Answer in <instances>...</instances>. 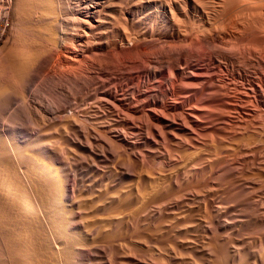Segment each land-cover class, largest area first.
I'll return each instance as SVG.
<instances>
[{
  "label": "bare ground",
  "instance_id": "1",
  "mask_svg": "<svg viewBox=\"0 0 264 264\" xmlns=\"http://www.w3.org/2000/svg\"><path fill=\"white\" fill-rule=\"evenodd\" d=\"M161 7L165 12L167 6ZM11 8L13 19L0 41L3 43L11 31L9 47L0 51V264H214L209 259L213 255L209 252L214 250L215 264H252L249 260L254 255V242L249 243L251 251L243 243L246 239L241 242L249 250H243V244L242 249L225 243L227 255L222 250L218 254L225 235L230 236L234 229L231 234L227 228L225 235L221 232L225 236L222 243L217 238L221 233L216 234L212 245L205 240L203 231L209 233L213 228L217 233L225 227L231 206L223 204L228 198L233 203L234 196L240 195V199L246 197L244 208L249 205L259 211L260 206L264 207V196L252 194L258 190L255 187L261 175L263 184L259 181L262 185L258 186L264 191V167L260 170L261 166H255L259 158L264 161L260 156L264 153V122L256 124L255 129L252 124V132L244 126L246 133L236 135L232 130L237 128L238 132V127L234 126L232 132L227 134L226 129L221 137L214 133L218 140L216 136L211 139L208 135L212 131L199 135L204 116L187 96L175 102L164 101V96L156 100L154 96L152 104L142 107L134 106L133 101L129 102L133 106L120 104L126 114L111 121L112 125L105 127L107 131L103 130L105 134H99L98 127L91 128L99 121L94 119L97 122L91 126L90 114L91 127L82 122V118H88V110L82 112L81 105L93 99V87L98 86L99 79H107L110 71L120 65L116 56L142 59L145 49L164 50L162 46L167 43L158 50L164 41L160 42L158 36L163 31L154 28L157 23L152 30L148 28L150 32L140 30L143 25L132 17L126 0H12ZM166 49L167 58L172 50L169 46ZM152 52L149 55L155 54ZM159 59L154 56L149 60V78H155L168 66ZM172 77L167 76L165 82L175 89ZM39 78L46 80L54 92L50 100L41 97L44 82ZM104 90L99 93L101 98L117 105L116 90L114 94L106 90L109 96ZM10 112L27 114L28 127H16L9 134L11 125L5 124V119ZM132 135L141 138L136 140ZM246 156H250V163L255 159L257 170H263L260 174L255 171L259 179L258 175L256 180L246 175L248 168H253ZM98 162L104 169L97 167ZM82 169L88 175L80 183ZM248 188L253 190L249 192ZM227 192L232 198L225 195ZM240 199L236 200L240 202L237 207L243 204L244 199ZM257 231L256 235L262 232L258 236L261 239L264 231ZM240 236L237 239H243ZM261 250L256 254L264 252ZM263 257L264 254L257 260Z\"/></svg>",
  "mask_w": 264,
  "mask_h": 264
},
{
  "label": "rangeland",
  "instance_id": "2",
  "mask_svg": "<svg viewBox=\"0 0 264 264\" xmlns=\"http://www.w3.org/2000/svg\"><path fill=\"white\" fill-rule=\"evenodd\" d=\"M132 1L133 0H126L127 8L130 9V11L132 13V17L136 21L138 20L139 22H141V24L143 25L141 28L139 27V29L145 30V31L148 30L147 32H150V29L152 30V27H154V25H156V23H157V26H155L154 28L157 27L156 29L159 32L163 31V32H161V34H159L158 37L160 38V42L162 40H164L163 42L160 43L161 45L158 47V50H160L159 48L162 46V43H164V44L167 43V44L166 45L163 44L164 46H162V47H164V50H163V48H161L162 51H157V49H155V50L154 49H150V50L145 49V52H144L145 56L143 55L142 57H144V58H142V59L138 58V57L134 58L131 55L130 56L126 55L125 57L119 56V55H118V57L116 56V59H115L116 63L118 64V62L120 61L119 62L120 65H118L119 67L116 65L117 70L115 69L113 72L110 71V74H112V75L109 74V77L107 79H105L106 77L100 78L99 79L100 82H98V86L101 85L103 88L101 86H99L101 88L100 89L97 86V84L94 85L93 89L95 88L96 91L93 90L92 92L95 91V92H98V94H96L94 92L93 93L94 94L93 99H89V100L86 99V101L83 103V105H81L82 107L80 110H82V112H84V111L87 112V110L89 112V113L87 112V115H86V117H88V118H86L87 120L85 119V117L82 118L83 119L82 122L83 121H84L83 123L86 122V126L91 127L93 125L92 124L93 122L99 121L98 124L101 126H98V124H96L95 125L96 127L93 125L91 128H93V127L97 128L98 127L97 130L101 131V132L99 131L100 132L99 134H102L104 131L105 132L107 131L106 130L107 128H105V127L109 126L108 124L112 125L113 121L116 118L119 119L120 116H124L126 114L125 108L122 107L123 105H125L126 103H127V105H129V102L132 103V101H133L134 106L140 105V107H142L144 105H148V103L152 104V102L155 100V99H153L154 96H155L156 100L158 98H161L162 96H164V101L171 99L170 102L171 101H174V102L179 101L180 97H182V96L186 97L187 96L186 99H189L191 104H194L196 107H198L199 108L198 109L199 114L204 116L203 121H205V122L203 123V125H204L203 127L205 128V131L202 130V129H204V128H202L201 130H199L200 131L199 135H202L203 133L209 134V132L212 131L208 135V137L210 136L211 139L213 137H215L216 135L219 136V134L221 137V134L223 133L222 135H224V132L226 131V129H228L226 131V133H227L229 130L231 131V128L233 129L234 126L238 127V132H237V128H234L232 130L234 132H232V131L231 132L235 133L236 135H239L238 133H240V134L242 132L246 133V131H249V130H250V132H252L251 130H253V129L251 127H254L256 124L258 126L262 125V123L264 122L263 121L264 120L263 119L264 118V0H170V1L168 0L169 3L172 2L171 5L169 3H168V5L166 4L168 2L167 0H166L167 2H165V0H158L160 2H158L157 0L156 1L155 0H148L147 2H146V0H144V1L141 0L142 2H140V4H139L140 0H134L133 2ZM136 1H138V2H136ZM135 2H136L138 7L136 6ZM160 4L167 6L166 10H165L166 14H165L164 10L161 9L162 7ZM156 7H157V10L155 9ZM170 7H172V8H170ZM13 8H14V6H13ZM12 9L10 11L9 21H10V19L11 20L13 19L14 12ZM150 9H151V11H150ZM172 12L174 13L173 15H172ZM156 13L157 14L161 13V14L156 15ZM147 14H149L150 16H148ZM152 14H153V16H152ZM163 14L165 15V17ZM11 15H12V18H11ZM143 15H144V18H143ZM167 15L169 17H166ZM139 16H140V19H139ZM145 16L147 19L145 18ZM176 16L179 20L178 19L176 20ZM153 17H155V18H153ZM171 17H173V18H171ZM180 19H182V20H180ZM141 20H143V21L145 20L144 22L146 25ZM165 20H167V21H165ZM161 21L162 22L165 21V22L161 25V23H162ZM146 22H148V23H146ZM175 22L176 23L178 22V23L174 26L173 24H175ZM150 23L152 25H150ZM169 27H171V28H169ZM142 28H144V29H142ZM148 28H150V29H148ZM136 30H138V28ZM10 33H11V31H10ZM10 33L7 32V36H6L5 40L3 41V43L1 42L2 44L0 43V51L1 50L4 51L5 49H7V47H9V43H10L9 41H11V39H12V36H10ZM162 33H164L165 37H168L169 39L165 38ZM160 35L163 37H161ZM176 35H177V38H176ZM180 35L182 38L180 37ZM178 37L181 39L179 40ZM171 39L175 43L172 42ZM169 40H170V42L168 43ZM165 41H167V42H165ZM176 41H177V43H176ZM182 41H184V42H182ZM210 42L214 46H212V44ZM170 43H171V46H170ZM172 44H175V45H172ZM166 46L167 47L169 46L172 50L170 55L168 54L169 55L168 56L169 58L167 57L168 59L166 58V55L168 53V49H166ZM152 51H154V53H155V54H153V56H152V54L149 55V52L151 53ZM147 53H148V57H147ZM160 53H161V55H160ZM172 54H175V56ZM133 55L137 56L136 54H133ZM154 56L157 59H159V57H160V59L157 61L161 62V61L165 60L166 63H168V64H166L168 66L163 67L165 70L163 68H161L163 70H161V72H159L155 78H149V76H148L149 60ZM149 57H151V58H149ZM162 57H164V58H162ZM146 58H147V60H145ZM122 59H124L125 61L123 62ZM143 59H144V61H143ZM167 61H169L170 63ZM121 63H123V64H121ZM1 65L2 64L0 62V67H1ZM115 71H117V72H115ZM113 74L115 75V77L113 76ZM167 76L172 77V81L174 82V83L172 82V84H174L175 89L172 88L173 86L170 87L171 84L169 82H168L169 84L165 82V78ZM108 79H110V81H107ZM39 80L40 81L42 80V82H44L41 84L40 81H38V83H40L42 85V87H44L43 90L41 89V91H40L43 94V95L41 94V97L44 96L43 97V98H45L44 100H46V99L50 100L51 96L53 97L54 94H52V93H54V92L49 87V84L48 85L46 84V82H45L46 80L44 81L43 79H40V78H39ZM103 81L105 82V84L103 83ZM108 85H109V87H107ZM106 87H107V89H106ZM170 88H172V89H170ZM99 89H100V91L101 90L103 91L105 89L104 92L106 90H109V91L111 90L110 93H112V94H114V92L116 90L117 93L115 92V94H117L116 97H118V98H115V101L118 104L117 105L112 104V103L108 104V101H105V100H103V98H101L102 94H99V93H101L102 91L99 92ZM109 91L105 92V94L108 96H109ZM153 91H155V92H153ZM45 92H46V94H45ZM157 93H158V95H157ZM152 94H153V96H152ZM99 97H100V99H98ZM140 97L143 100L140 99ZM94 98L96 101L94 100ZM173 98H175V99H173ZM104 99H105V97H104ZM109 99L110 98H106V100H109ZM132 99H134V100H132ZM144 99H147V101ZM135 100H136V102H135ZM141 100L143 101L144 104L142 103ZM117 101H119V102H117ZM144 101H146L147 103ZM131 103H130V105H131ZM93 104H95V105H93ZM120 104H122V106ZM118 105H119V107H118ZM115 106H117V107H115ZM131 106H133V105H131ZM158 106L163 107V105L160 103ZM104 108H105V110H104ZM118 108L119 109L121 108L120 111L123 110L121 113H119V115L117 114L118 112H120ZM89 109H90V111L91 110L92 111L90 112ZM116 109H118V110H116ZM247 112L249 114L252 113L251 116L248 115ZM24 114L14 113V114H12L13 115L12 116L11 112H10L8 114L9 116L8 115L6 116L8 118H7V120L5 119V121L7 122V123L5 122V124L11 125V126L14 124L12 127L9 126V129H10L9 134H12L13 132H15L17 130V129L15 130L16 127L18 128V130L19 129H26L28 127V124H29L27 122L28 121V115L26 114L24 116ZM88 115L91 116V119ZM98 115H99V117H98ZM10 116H11V118H10ZM106 116H107V118H106ZM206 117L208 119L211 118V120L213 119L212 121L214 123H211L212 121H210V119L208 120ZM257 117H258V119H257ZM10 119H12L14 121H12ZM94 119L97 121H94ZM239 119H240V121H242V123H240ZM246 119H247V121H245ZM88 120L90 121L91 126H90ZM107 120H109V121H107ZM253 120H254V122H253ZM259 120H262V121L260 122ZM87 121H88V123H87ZM111 121H112V123H111ZM222 121L223 122L228 121L227 122L228 124L223 123ZM256 121L257 122L259 121L260 123L259 122L257 123ZM23 123H24V125H23ZM83 123L81 124V126H83ZM231 123L233 124L232 125L233 127L231 126ZM240 124H243V125H241V129L239 127ZM247 125L249 127H247ZM86 126H85V128H87ZM210 126H212V128ZM244 126H246L247 129ZM22 127H25V128H22ZM242 127L244 128V130ZM255 128H256V126L254 127V129ZM239 129L241 131H239ZM245 129H246V131H245ZM13 130H15V131H13ZM105 132L103 134H105ZM231 132H229V133H231ZM211 133H212V136H211ZM214 133H216V135ZM132 136L135 139L137 138L136 140H139L141 138L140 136L138 138V135H136L137 137L134 135H132ZM217 136L215 137V139L219 138ZM147 146L148 145H145L146 149H147ZM262 154L260 156L264 157L263 152H262ZM246 158L248 159V163H250L249 162V161H251V160H249L250 156H246ZM251 158H252V160L254 159L253 157H251ZM259 159L257 160V164H255L256 163L255 159H254V162H251L249 164V166L252 165V167H253L251 169V171L253 170L252 171L253 173L249 169L251 167H249L248 172L246 174V175L251 174L252 176H254V177H252V178H254V180H256L255 179L257 177L256 175H258L257 179H259V174L261 172H263V170L262 171H260V170L262 169V167H264L263 166L264 161L261 160L262 159V157H261L260 160H261L262 164H260ZM263 160H264V158H263ZM100 164L101 163L98 162L97 167L98 168L101 167L100 170H102V168L104 169L103 164L101 166H100ZM253 164H255V166L257 168H260V166H261L260 170L259 169L257 170V168ZM255 171L256 172L260 171V172H259V174H257ZM82 172H83V169H82ZM82 172H81V178H80L81 182L80 183H83L86 175H88V173L85 174V172H87V171H85L83 173ZM251 175H248V176H251ZM261 176H260V178L262 180L263 176L262 177ZM82 180H83V182H82ZM261 180H259V181L261 182ZM259 181H257L258 183L256 182L257 185L255 187V189H258V190H254L255 192L253 191V193H252L254 196L260 195V194L262 196H264L263 195L264 194L263 189H262V191H263L262 192L260 190L261 186L260 187L258 186V184L260 183ZM261 183L263 184V182H261ZM249 189L250 188H248L247 190L249 191ZM251 190H253V189H251ZM251 190L249 192H251ZM259 190H260V192H257ZM225 195L232 198V196H230L231 194H228V192ZM261 195H260V197H261ZM234 197L236 200L237 199L239 200L241 196L239 195L237 197L236 196H234ZM256 197H258V196H256ZM256 197L254 199L258 200V198H256ZM244 198L246 199V197H244ZM244 198H241L240 200H242ZM245 199L241 201V202H243V204L241 203V206L237 207L238 205H240V202L237 204L236 200L232 199V201L234 200L236 202V203H234V201H233V203H232L231 200H229V198H228V200L226 202H224V204H223V205H225V203H226V206L227 205H228V207L231 206V208L227 207L229 209L227 212L229 214V215L227 214L229 221L227 220L228 222L225 224V227L222 230H220L219 232L217 230V233H215L216 230L213 228H212V230H208L209 233L211 234V237H209L208 232H205L206 230L203 231L204 234L206 233L205 234L206 236L205 235H203V236L206 237L205 240L209 244L210 242L213 243V240H216L215 239L216 236L218 234H220L222 231H223L222 232L223 235H225L226 230H227V232L230 231V233H228V234H231V230L234 229L233 231L235 232V234H233L234 232H232V234L230 236L225 235L226 238L229 237L228 239H226L225 236L222 235V233H221L222 236L220 235V237H217L218 241L221 238L220 242L222 241V237L225 238V240L223 239V241H222L223 244H221L222 248H221V246H219V248L217 249V251H219L218 254H220V251L222 250L227 255V252L224 251V249L227 250L226 247L228 245L230 246V244L231 245L234 244L236 246L238 245L237 247H241L243 249L242 246H245V244H243V243H246V245L248 247L249 243L254 242L255 245L251 243L254 248L253 247L252 248L248 247V248L254 249L255 251L259 247H260L259 249L261 250V248L264 244V241H263L264 239H262V237L264 235L263 234L261 235L262 240L260 239V237H258V236H260V234L262 232H259L256 235V232H258L257 230L260 229V231H264V229L261 230V228H264V225H262L264 223V216H263L264 214L262 215L259 213V212H264V210H263L264 207L262 206L263 208H261V206H260L259 209L261 211L260 210L259 211L254 210L249 205H248L249 207L245 205L248 208H246V207L244 208L243 205H244ZM228 201L231 203L229 204ZM234 205H236V207L239 208L238 209L239 211L236 210L237 208ZM226 206H224V207H226ZM250 207H251V210H253V211L249 210ZM240 210L243 213L242 216H240L241 215ZM254 211H256V212H254ZM257 212H258V214H256ZM231 213L233 215H231ZM237 213L240 215H236ZM259 215H260V217H259ZM231 216L234 218H237V220L233 219ZM240 217L242 219L241 222H240ZM255 217H256V219H255ZM229 218H231V220ZM259 218H262L263 221H262V219H259ZM257 219H259V220H257ZM233 220L234 221L236 220V221L234 222ZM230 221H231V223H230ZM259 222H261L262 224ZM232 223H237V225L233 224L235 226V228L237 227L236 230L233 227ZM257 223H259V224H257ZM238 224H240V225H238ZM261 225L263 227H261ZM254 227L257 228L256 231H255ZM240 228L242 229V231ZM213 230H215V231H213ZM253 230H254V234L252 235L251 233H253ZM211 231H213V232H211ZM203 232H201V233H203ZM213 233H215V235H213L214 238L212 237ZM200 235L202 237V234H200ZM239 235H241L240 238H243V239H240V240L237 239V238H239ZM243 235H245L247 237H245ZM207 236H208V239L211 238L212 241L210 239L208 240ZM231 236H234V239ZM255 236H256V239H258V242L256 241V239H254ZM204 237H203V239H204ZM203 239H201V240L203 241ZM244 239H246L245 242H243ZM251 240H253V241H251ZM259 241H263V242H259ZM204 243H206V242H204ZM225 243L227 246H225ZM240 244L241 245L243 244V245L241 246ZM252 245H250V246H252ZM257 245L259 247H256ZM209 248H212L211 250L213 251V246H211V247L209 246ZM248 248H246V246H245V248L243 250H249ZM251 249H250V251H251ZM258 250L256 252H258ZM263 250H264V248H263ZM263 250H261V251H263ZM208 251H210V249ZM214 251H216V250H214ZM214 251H213V253L211 251L209 253H211V255L217 254V252L214 253ZM255 251H254V255L252 256L253 260H252V258H250L249 261H253V262H251L252 264H257L256 262H258V261H260V262H258V264L264 263L262 261L264 259L261 260L264 252L261 253L259 251V254H260V256H259V254L258 253L256 254ZM213 255L211 257H209V259L212 258V259H210V262H213L215 264L216 261L214 262V260H217V258H216L217 255L216 256L214 255L215 258H213ZM258 257H261V258H259L257 260ZM224 258H225V256H224ZM218 260H219V258H218ZM254 260H256V261H254ZM178 263L179 262H175L174 264H178ZM246 263L247 262H245L244 264H246Z\"/></svg>",
  "mask_w": 264,
  "mask_h": 264
},
{
  "label": "built area",
  "instance_id": "3",
  "mask_svg": "<svg viewBox=\"0 0 264 264\" xmlns=\"http://www.w3.org/2000/svg\"><path fill=\"white\" fill-rule=\"evenodd\" d=\"M11 3L12 0H0V41L2 40L1 34L9 27Z\"/></svg>",
  "mask_w": 264,
  "mask_h": 264
}]
</instances>
